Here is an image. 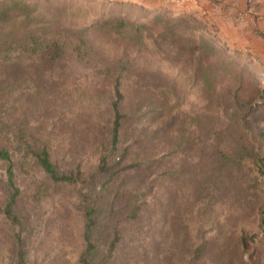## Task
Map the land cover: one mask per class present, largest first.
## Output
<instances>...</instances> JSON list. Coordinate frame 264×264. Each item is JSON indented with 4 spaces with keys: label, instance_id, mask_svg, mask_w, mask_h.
Returning a JSON list of instances; mask_svg holds the SVG:
<instances>
[{
    "label": "trees",
    "instance_id": "obj_1",
    "mask_svg": "<svg viewBox=\"0 0 264 264\" xmlns=\"http://www.w3.org/2000/svg\"><path fill=\"white\" fill-rule=\"evenodd\" d=\"M54 6L49 0H0V215L10 226L24 230L30 210L41 207L60 188H71L77 192L83 220L78 264H139L146 257L157 258L150 224L143 226L141 219L156 209L157 195L170 201L176 182L183 193L192 194L191 207L200 223L227 192L263 193L264 157L260 153H264V143L257 138L258 149L243 130L246 115L242 109L250 113L256 97L264 101V87L245 68L253 63L250 57L241 63L235 60L230 55L235 48L217 28L192 14L158 12L132 19L102 13L89 25L75 27L62 19L69 9L57 13ZM71 58L88 65L112 94L110 127L98 117L95 128H84L92 135L97 156L92 171L81 161L63 168L54 148L61 142L60 130L73 126L72 120L65 119L64 107L56 109L61 105L57 98L74 83L73 72L65 65ZM166 66L191 70L192 84L203 92L208 109L205 142L198 143L203 135L189 134L180 146L188 144L192 153L203 145L209 152L187 156V164L178 173L166 164L158 183L140 187L129 183L142 164L131 158L134 149L127 143L125 128L132 119L140 123V108L154 105L155 97L170 100L175 96ZM244 92L246 103L241 97ZM127 103H135L139 110L125 111ZM214 106L223 111L221 116H212ZM142 132L134 142L142 139ZM155 134L144 137L155 140ZM162 225L169 236L167 221ZM139 226L147 227L146 245L133 242ZM187 227L180 226L182 230ZM197 233H202L200 225ZM14 240L15 264H29L26 238L18 234ZM206 246L201 238L189 251L179 252L175 244L164 248L166 255L180 256L184 264H200Z\"/></svg>",
    "mask_w": 264,
    "mask_h": 264
},
{
    "label": "rangeland",
    "instance_id": "obj_2",
    "mask_svg": "<svg viewBox=\"0 0 264 264\" xmlns=\"http://www.w3.org/2000/svg\"><path fill=\"white\" fill-rule=\"evenodd\" d=\"M49 1L54 3L57 13L69 9L68 15L62 19L75 27L89 25L102 13L110 14L115 11L111 6L104 5L105 7L102 8L101 4L89 0ZM124 13L132 19H145L148 16L134 8ZM234 50L230 55L240 63L246 60L247 56L251 58L253 63L245 68L264 87V64L256 61L245 49ZM65 65L73 72L74 83L69 84L71 87L68 92L64 90L66 94L63 92L61 98H57L61 105L56 109L60 110L64 107L65 119L72 120L73 126L69 125L60 130L61 142L55 144L54 148H58L59 162L63 168H71L81 161L87 171H92L97 166V156L91 144L92 135L85 132L84 128H95L98 117L110 127L112 112L109 101L112 94L101 80L93 76L90 67L83 61L71 58L65 61ZM164 69L174 81L175 96L170 100L155 97L154 105H145L140 110L135 103L125 105V111L139 110L142 116L140 123L132 119L125 128L127 143L134 149L131 158L142 164L129 183L140 187L146 186L151 181L158 183L164 174L163 169L166 164H172L173 169L178 173L182 164H187L185 161L187 156L193 153L201 157L204 156L203 152L206 154L209 152L207 147H202L203 145L197 148L198 151L195 152L199 153L196 154L189 152L188 144L180 146L181 139L185 140L189 134L196 135L197 138L203 135V140H198V143L206 140L208 109L203 92L199 87L193 86L189 77L190 69L182 66H166ZM241 97L242 102L246 103L247 93H241ZM33 101L30 99V102ZM256 101L250 113L247 108L242 109L246 115L243 130L259 149L257 138H262L261 141L264 143V101L257 97ZM214 107L211 109L212 116L215 118L216 115L221 116L223 111ZM194 118L199 121H193ZM165 128L168 133L164 132ZM139 131L145 132L140 134L142 139L134 142ZM147 134L149 136L155 134L156 139L144 137ZM260 156L264 157V153L261 152ZM191 160L193 159H189L188 162ZM155 182L153 190L156 192ZM173 185L170 201L166 202L169 198L162 194L157 195L156 209L150 211V217L144 216L141 219L143 226L146 223L150 224L157 258L150 261V258L146 257L139 261V264H165V262L184 264L180 256L166 255L167 250L164 246L175 244L179 252L189 251L193 245L200 244L201 238L205 239L207 246L200 264H264V191L261 195L252 192L248 196L232 195L236 189L231 194L227 192L217 203L215 202V209L208 211L200 223L199 214L191 207L192 194L185 191L183 193L180 182ZM233 186H235L234 182L231 187ZM27 203L31 207L30 202ZM77 203V192L74 189L60 188L52 197L47 198L41 207L34 211L30 210L29 222L22 231L10 226L0 215V264H15L14 238L18 234L26 238L29 264H78V256L83 249V220L77 209ZM159 207L162 210H159ZM124 216L126 215H119L122 219ZM163 221L168 223L170 235L167 237L165 235L167 229L162 225ZM181 224L188 227L182 230ZM198 224L202 231L199 235ZM176 226L178 228L173 229ZM137 236L133 242L146 245L147 227L139 226ZM243 238L246 239L245 244ZM126 243L127 248L131 247L130 239Z\"/></svg>",
    "mask_w": 264,
    "mask_h": 264
},
{
    "label": "crops",
    "instance_id": "obj_3",
    "mask_svg": "<svg viewBox=\"0 0 264 264\" xmlns=\"http://www.w3.org/2000/svg\"><path fill=\"white\" fill-rule=\"evenodd\" d=\"M101 4L102 8L111 6L123 14L129 9H136L144 14L187 13L195 15L200 21L214 25L222 38L231 46L245 49L256 61L264 64V0H254L259 18L248 17L244 22L235 20L238 12L248 8V0L236 1L237 7L230 9L223 0H89ZM105 5V6H104ZM122 12V13H121ZM126 13H124L125 15ZM261 16V17H260Z\"/></svg>",
    "mask_w": 264,
    "mask_h": 264
},
{
    "label": "built area",
    "instance_id": "obj_4",
    "mask_svg": "<svg viewBox=\"0 0 264 264\" xmlns=\"http://www.w3.org/2000/svg\"><path fill=\"white\" fill-rule=\"evenodd\" d=\"M227 3L228 8L233 9L237 7L236 1H229V0H223ZM248 17H251L253 20L254 18H259L258 10L256 9L254 0H248V8L244 12H238L236 14L235 20L238 23L244 22ZM261 17V16H260Z\"/></svg>",
    "mask_w": 264,
    "mask_h": 264
}]
</instances>
